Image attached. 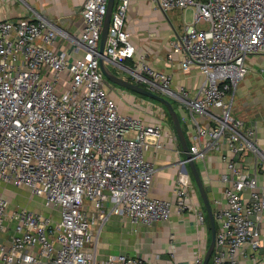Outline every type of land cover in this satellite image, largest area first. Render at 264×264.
<instances>
[{
  "label": "built area",
  "instance_id": "obj_1",
  "mask_svg": "<svg viewBox=\"0 0 264 264\" xmlns=\"http://www.w3.org/2000/svg\"><path fill=\"white\" fill-rule=\"evenodd\" d=\"M130 1L114 3L104 55L98 48L107 0H84V26L75 36L40 14L0 19V181L28 188L59 212L55 219L23 207L10 209L0 193V231L7 218L13 223L9 245L0 243V264H148L125 254L98 259L93 237V227L111 215L146 225L171 216L170 201L149 195L157 169L145 157L151 147H165L163 125L120 112L105 91L99 64L102 56L123 68L119 60L134 58L125 29ZM150 1L164 12L191 10L192 20L171 48L181 68L196 67L203 81L190 96L184 87L174 92L172 76L141 58L124 70L133 82L186 109L195 160L221 143L235 157L262 156L255 127L232 114L230 94L248 71L246 58L264 55V0ZM58 37L82 55L71 61L65 51L53 49ZM227 167L232 176H221L225 207L214 213L219 230L213 264H238L244 245L260 246L264 193L255 189L256 177L234 160ZM189 186L183 169L173 190L178 210L189 207ZM245 189H251L248 200L242 197ZM202 263V257L194 261Z\"/></svg>",
  "mask_w": 264,
  "mask_h": 264
},
{
  "label": "crops",
  "instance_id": "obj_2",
  "mask_svg": "<svg viewBox=\"0 0 264 264\" xmlns=\"http://www.w3.org/2000/svg\"><path fill=\"white\" fill-rule=\"evenodd\" d=\"M32 1L36 3L37 0ZM83 2L84 0H39V4H36L43 16L75 36L81 33L84 26L81 14ZM188 11L191 13L190 9L164 12L150 0H131L126 13L125 29L135 47L134 58L119 60L118 64L123 68L108 63V69L112 66L113 70H116L113 73L133 82L124 67L135 68L141 58L153 69L172 76L171 88L174 92L178 93L180 88L184 87L190 96L195 95L203 76L196 67L182 69L178 54L171 48V41L184 31ZM7 17L9 16L4 14L1 19ZM198 27L203 28L206 25ZM52 48L65 51L71 61L83 53L81 50L76 51L72 43L62 37L56 39ZM246 65L248 68L246 75L238 81L235 90L230 94L231 112L246 125L255 127L256 145L262 156L247 152L242 158L235 157L230 153L227 144L221 143L217 148L208 150L204 157L196 159L213 215L217 209L225 207L223 194L225 183L221 176L225 173L229 177L232 176L227 167L231 159L236 162L238 169L256 177L255 189L264 193V55H249L246 58ZM105 82L106 79L105 91L116 100L120 112L140 118L148 124L161 121L162 141L165 147L161 149L151 147L145 152V157L154 163L157 169L149 195L152 198L170 201L172 206L168 220L155 221L149 225L132 224L127 217L119 215H111L103 225L97 224L99 228L97 230L95 228L94 236L97 239L98 259H104L112 254H125L148 264H194L196 258H204L211 242V227L207 210L187 163L184 165L190 175L187 197L189 207L186 210H178L175 205L173 190L179 173L183 171L182 162L185 160L175 129L167 119L165 110L157 107L162 106L161 104L114 83ZM168 98L179 111L180 123L185 129L189 144L191 125L188 113L174 98ZM153 104L157 106L153 107ZM200 121L208 124L203 118H200ZM250 192L251 189L242 191L244 200L249 199ZM48 212L45 214L53 215L55 219L59 218L57 209L50 207ZM5 225L6 229L0 231V243L9 245L13 223L7 218ZM215 226L217 232L219 223L216 219ZM259 232L260 246L254 249L247 244L244 245L238 255V264H264V214L259 221ZM213 253L214 250L208 264H213Z\"/></svg>",
  "mask_w": 264,
  "mask_h": 264
},
{
  "label": "water",
  "instance_id": "obj_3",
  "mask_svg": "<svg viewBox=\"0 0 264 264\" xmlns=\"http://www.w3.org/2000/svg\"><path fill=\"white\" fill-rule=\"evenodd\" d=\"M115 0H107V5H106V13L104 16L103 20V26L101 30V35L99 39V48L98 52L100 55H104V49L106 46L107 42V37H108V29L111 21V16L113 12V7H114ZM106 60L104 57L99 58V64L100 68L104 74V77L106 80L110 81L111 83H114L118 86L124 87L126 89H129L137 94L143 95L147 98L153 99L159 103H161L165 109L167 110L171 120L172 124L174 126L177 138L180 141L181 147L183 149V152L185 154V162L188 164L192 177L194 178V181L197 185V188L200 193V197L203 201V204L205 206V209L207 210V214L210 220V227H211V242L206 250V253L203 258V263L202 264H208L210 257L212 255V252L215 247V235H216V226H215V219L213 215V210L212 206L210 204L209 198L207 196L201 175L199 173V170L196 165V160L194 159L193 155L190 153L189 146L186 140V136L184 133V130L182 128V125L180 123V118H179V111L176 109V107L173 105L172 101L159 93L150 91L143 87L142 85H139L136 82L129 81L123 77H120L110 71L106 65ZM184 171H188L186 166L183 167ZM189 172V171H188Z\"/></svg>",
  "mask_w": 264,
  "mask_h": 264
},
{
  "label": "rangeland",
  "instance_id": "obj_4",
  "mask_svg": "<svg viewBox=\"0 0 264 264\" xmlns=\"http://www.w3.org/2000/svg\"><path fill=\"white\" fill-rule=\"evenodd\" d=\"M38 1L39 0H37L36 3H38ZM36 3H34L32 0H0V19L4 14L5 16H9L7 18H20L28 15L34 17L37 14L42 15L40 13L41 10ZM191 20L192 13L188 11L186 13L185 21L189 22ZM108 63L111 62H106V65H108ZM110 70L112 72H116L115 69L113 70L112 66H110ZM108 82L110 81L107 80L105 83ZM0 193L3 194V196L8 200L9 208L23 207L42 212L44 214L49 213L48 211L50 207L44 204L43 199L39 196L33 195L26 187H14L11 184L0 181ZM95 228L96 230L99 228L97 224L93 227L94 240H96V236H94Z\"/></svg>",
  "mask_w": 264,
  "mask_h": 264
},
{
  "label": "trees",
  "instance_id": "obj_5",
  "mask_svg": "<svg viewBox=\"0 0 264 264\" xmlns=\"http://www.w3.org/2000/svg\"><path fill=\"white\" fill-rule=\"evenodd\" d=\"M138 95L141 96V97L147 98V97H145V96H143V95H140V94H138ZM147 99H150V98H147ZM150 100L155 101V100H153V99H150ZM171 101H172V100H171ZM155 102H157V101H155ZM158 103H159V102H158ZM172 103H173V102H172ZM159 104H161V103H159ZM161 105H162V104H161ZM162 106H163V105H162ZM163 108H164V110H165V113H166L167 119L169 120V122H170L172 128L174 129L173 124H172V120H171V118H170V116H169L167 110L165 109L164 106H163ZM183 129H184V128H183ZM184 132H185V129H184Z\"/></svg>",
  "mask_w": 264,
  "mask_h": 264
}]
</instances>
